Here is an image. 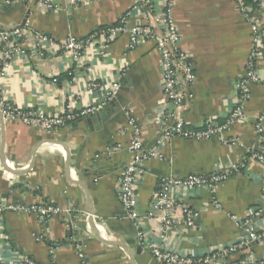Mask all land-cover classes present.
<instances>
[{"label": "crops", "instance_id": "obj_1", "mask_svg": "<svg viewBox=\"0 0 264 264\" xmlns=\"http://www.w3.org/2000/svg\"><path fill=\"white\" fill-rule=\"evenodd\" d=\"M46 1L0 0V28L28 21L57 42L71 33L82 38L118 22L141 0H80L78 4L52 0L62 6L59 11L48 10ZM259 1L250 0V4L256 7ZM174 16L182 46L194 57L197 75L194 98L183 111L186 124L195 127L207 117L224 122L237 99L236 81L250 57L251 23L234 0H178ZM257 71L264 79V61ZM161 77L154 41L130 49L126 35L111 42L103 54L97 46L89 47L80 61L62 51L44 57L28 51L15 59L0 81L21 108L61 113L69 104L76 110L101 107L91 113L95 114L91 122L89 114L52 133L6 121L0 112V202L20 207L0 218L2 264L19 263L18 254L38 264H82L78 247L88 264H161L149 245L200 255L214 246L247 239L246 227L264 233V166L256 160H248L242 172L218 188L175 189L170 226L161 210L155 217L148 216L160 178L229 169L262 145L254 119L264 109L263 82L251 84L252 96L245 107L250 120L234 125L226 134L236 143L177 136L159 144L165 120L156 122L155 116L167 107ZM114 83L120 89L111 97ZM133 119L142 128L145 146L162 154L146 162L139 183L143 244L118 195L121 172L131 157ZM115 147L118 150L111 153ZM215 201L220 207L214 206ZM39 205H53L62 212L44 218L31 210ZM185 207L199 212L192 225L186 222ZM255 210L262 214L254 216ZM38 235L42 238L37 239ZM247 256L256 262L264 259V235L232 258Z\"/></svg>", "mask_w": 264, "mask_h": 264}, {"label": "built area", "instance_id": "obj_2", "mask_svg": "<svg viewBox=\"0 0 264 264\" xmlns=\"http://www.w3.org/2000/svg\"><path fill=\"white\" fill-rule=\"evenodd\" d=\"M78 4L80 0H68ZM237 9L248 18L252 26V49L246 63L245 72L236 81V101L233 103L228 117L220 122L213 117H207L200 125L195 127L186 124L183 113L185 106L194 98L193 87L197 82L195 61L193 55L182 46L183 36L175 21V8L178 0H141L132 5L120 18V25L98 28L85 37H78L71 33L64 40L57 42L52 35L33 28L28 21L17 24L11 29L0 28V78L5 77L13 62L20 55L28 51L35 56L44 57L57 51L70 55L74 60H81L86 49L92 46L100 48L105 53L108 45L122 35L129 40V48L133 49L146 41H154L160 55L161 88L167 107L155 116L156 122L164 123L158 143H166L174 137L185 139L206 140L217 137L221 141L234 144L237 141L227 137V132L236 124H245L250 118L246 115L245 107L251 98V84L263 82L264 79L257 71L260 61H264V0H260L256 7L248 0H234ZM45 6L50 11H59L61 5L47 0ZM97 87L98 84L92 83ZM120 89L119 83L112 86L111 97ZM99 105L86 106L76 110L72 104L66 106L61 113H46L41 109L26 110L10 99L0 81V108L6 121H18L52 133L79 118L95 113ZM257 133L260 135L261 148L251 150L248 157H244L229 169H221L211 174H191L182 177H162L153 195L148 211L149 217H155L157 211H162L163 221L170 226L174 222L173 208L176 203L172 193L179 187L194 190L201 187L213 189L229 177L242 172L248 165V160H256L264 166V109L260 110L254 119ZM134 129V138L128 145L131 153L129 162L124 166L118 183L119 200L124 208L127 218L134 221L138 229V241L143 244L146 240L141 224L140 203L138 188L142 176L145 174V165L149 159L162 157L156 148L145 146L142 138V128L131 120ZM121 148V147H120ZM115 147L112 152L117 151ZM264 197V183L262 187ZM214 206L220 207L215 201ZM19 206L0 202V218L9 209H18ZM31 210L39 212L44 218L61 213L62 209L53 205H39ZM186 222L194 223L199 212L188 207L184 208ZM262 214V210H255L254 216ZM251 216V213H250ZM246 223H242V225ZM247 239H239L224 246H214L205 253L189 254L178 253L170 248L158 245H149L154 259L161 264H264V259L254 261L252 256L240 259L232 258L236 253L248 248L251 241L258 240L264 233L259 234L253 226L246 227ZM165 237V234H163ZM41 235L37 239H41ZM78 255L82 264H88L85 253L78 247ZM17 264H38L23 254H18ZM0 264L1 259H0ZM16 264V263H15Z\"/></svg>", "mask_w": 264, "mask_h": 264}, {"label": "water", "instance_id": "obj_3", "mask_svg": "<svg viewBox=\"0 0 264 264\" xmlns=\"http://www.w3.org/2000/svg\"><path fill=\"white\" fill-rule=\"evenodd\" d=\"M0 112L2 113V110H1V108H0ZM96 115L97 116H100V114L99 113H96ZM1 118L2 119H4L3 118V113L1 114ZM95 118V114H90V116H89V121L91 122L93 119ZM46 141V140H45ZM37 148V147H36ZM35 148V149H36ZM37 150V149H36ZM13 173H18V171H16V170H14V169H10ZM93 228H94V231H95V233L100 237V233H99V231H98V229H97V226H96V224L94 223L93 224Z\"/></svg>", "mask_w": 264, "mask_h": 264}, {"label": "trees", "instance_id": "obj_4", "mask_svg": "<svg viewBox=\"0 0 264 264\" xmlns=\"http://www.w3.org/2000/svg\"><path fill=\"white\" fill-rule=\"evenodd\" d=\"M248 2L250 3V0H248ZM121 23H120V19H119V21L118 22H116V23H112V24H109V25H103V26H100V27H98V28H104V27H108V26H118V25H120ZM97 28V29H98ZM222 121V120H221ZM160 183V180L158 181V184ZM158 186V185H157Z\"/></svg>", "mask_w": 264, "mask_h": 264}]
</instances>
